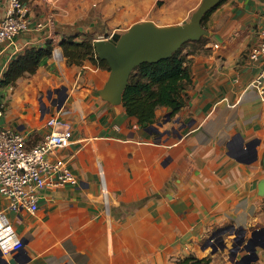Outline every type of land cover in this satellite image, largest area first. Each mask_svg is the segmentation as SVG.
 <instances>
[{"label": "crops", "instance_id": "obj_1", "mask_svg": "<svg viewBox=\"0 0 264 264\" xmlns=\"http://www.w3.org/2000/svg\"><path fill=\"white\" fill-rule=\"evenodd\" d=\"M22 3L45 27L9 48L0 43V124L33 145L49 133L51 116L70 121L72 144L61 155L79 185L43 191L35 214L8 213L24 247L1 254L0 264H175L190 256L264 264V98L252 85L259 64L248 57L264 33V2L224 0L210 13L208 42L192 46L185 106L170 119L160 108L146 128L122 104L102 99L110 72L90 61L76 66L52 56L15 85L1 81L29 48L110 39L147 21L185 24L199 0ZM8 4L0 0V22ZM7 205L0 196V210ZM242 232L246 241L232 257Z\"/></svg>", "mask_w": 264, "mask_h": 264}, {"label": "built area", "instance_id": "obj_2", "mask_svg": "<svg viewBox=\"0 0 264 264\" xmlns=\"http://www.w3.org/2000/svg\"><path fill=\"white\" fill-rule=\"evenodd\" d=\"M59 0H39L42 6H50ZM43 23H34L22 0H9L5 18L0 22V43L7 48L13 45L20 34L44 28ZM57 62H64L61 45L52 53ZM249 60L259 64L260 71L252 82L264 98V33L260 41L249 51ZM4 106H0V118ZM46 126L50 128L39 142L31 145L24 133L0 124V196L8 202L0 210V252L4 257L24 247L8 216L26 210L35 214L39 209L42 192L65 186H78L79 180L69 166V160L61 151L72 144L73 128L62 115L51 116Z\"/></svg>", "mask_w": 264, "mask_h": 264}, {"label": "trees", "instance_id": "obj_3", "mask_svg": "<svg viewBox=\"0 0 264 264\" xmlns=\"http://www.w3.org/2000/svg\"><path fill=\"white\" fill-rule=\"evenodd\" d=\"M211 13V12H210ZM210 13L205 16L204 21ZM203 21V22H204ZM207 37L199 41L189 42L182 46L171 58L158 63H144L135 68L126 87L122 105L129 117L137 119L142 128H146L156 120L160 108H168L171 116L176 115L186 104L187 90L192 85V56L196 51L184 52L191 43L206 44ZM94 41L91 38L75 42L74 38H64L62 51L69 65L83 66L86 61L110 72L105 61L99 60ZM52 44L44 48H29L18 55L8 66L2 86L15 83L28 75H34L45 59L51 58ZM211 258L190 256L175 264H210Z\"/></svg>", "mask_w": 264, "mask_h": 264}, {"label": "water", "instance_id": "obj_4", "mask_svg": "<svg viewBox=\"0 0 264 264\" xmlns=\"http://www.w3.org/2000/svg\"><path fill=\"white\" fill-rule=\"evenodd\" d=\"M223 1L201 0L190 21L185 24L160 27L147 21L133 25L124 34L114 33L110 39L95 41L98 59L105 61L110 68L109 79L104 88L99 91L102 99L115 106L122 104L123 93L135 68L144 63L167 60L185 44L199 41L203 37H210L211 33L203 26L204 18ZM260 1L264 2V0ZM167 118L170 119V114ZM236 237L231 251L232 257H236L238 247L246 241L243 232L237 233ZM221 248H226L224 240H222ZM216 251L217 248L213 253ZM1 256L0 253V258ZM244 260H248L251 264L253 258L246 256Z\"/></svg>", "mask_w": 264, "mask_h": 264}, {"label": "rangeland", "instance_id": "obj_5", "mask_svg": "<svg viewBox=\"0 0 264 264\" xmlns=\"http://www.w3.org/2000/svg\"><path fill=\"white\" fill-rule=\"evenodd\" d=\"M200 1H201V0H199L198 6L200 5ZM198 6L195 8V10L193 11V13L197 10ZM193 13H192V14H193ZM192 14H190V16H189L187 22L190 21ZM203 26H204L205 29H207V30L209 29V28H208V27H209V26H208V18L203 22ZM207 38H208V37H207ZM192 46H195V47L197 48V47H200L201 45L198 44V43H197V44H196V43H191V45H189V46L185 49V51L196 50V49H192ZM62 52H63V51H62ZM54 88L62 89L61 92H64V89H63L60 85L55 86ZM70 93H71V92H70Z\"/></svg>", "mask_w": 264, "mask_h": 264}]
</instances>
